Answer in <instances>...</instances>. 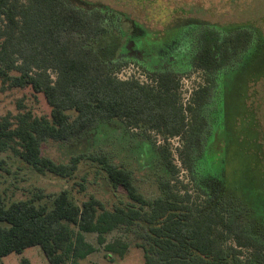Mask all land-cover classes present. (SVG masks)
Segmentation results:
<instances>
[{"label":"trees","instance_id":"obj_1","mask_svg":"<svg viewBox=\"0 0 264 264\" xmlns=\"http://www.w3.org/2000/svg\"><path fill=\"white\" fill-rule=\"evenodd\" d=\"M127 17L100 1L0 0V89L29 87L41 93L50 108L48 116L30 111L0 116V152L9 150L37 173L68 180L75 178L82 160L95 163L110 186L123 188L131 201L108 209L93 195L78 203L68 189L17 199L0 192V222L5 223L0 226V260L38 246L49 264H81L80 259L96 250L86 240L87 233L96 234L107 257H122L127 243L120 238L107 241L106 236L124 228L134 232L145 264H264L260 198L240 189L239 201L216 191L202 202L192 200L187 185L177 178L180 169L165 143L182 138V164L191 170L204 134L187 112L200 108L208 87L199 85L183 104L174 71L153 72L150 83L134 76L120 78L123 60L99 53V39L119 31ZM195 23L204 25L192 57L197 69L212 72L237 60L249 39L250 50L264 46V27L253 23ZM145 28L144 34L136 33L137 39L140 45L146 39L143 47L153 51L150 42L163 31L146 33ZM102 120L162 137L164 143L156 148L170 177L159 181V196L147 198L138 192L131 171L105 153L80 152L66 163L42 155L43 141L80 137ZM209 166L221 180L218 166ZM0 171L7 172L2 161ZM75 182L83 188L82 182ZM20 264L30 262L23 258Z\"/></svg>","mask_w":264,"mask_h":264},{"label":"rangeland","instance_id":"obj_2","mask_svg":"<svg viewBox=\"0 0 264 264\" xmlns=\"http://www.w3.org/2000/svg\"><path fill=\"white\" fill-rule=\"evenodd\" d=\"M91 1L108 4L130 18L123 21L121 30H113L112 35L100 38L97 43L101 55L123 60L117 71L120 78L134 76L141 82L150 83L153 72L174 71L179 78L183 104L199 85L208 87L200 108L195 113L187 112L188 120L194 122L195 119L204 134L202 149L193 155L191 170L182 164L179 151L183 146L182 138L171 137L165 141L180 169L177 178L187 185L192 200L202 202L216 191L239 201L243 199L239 193L241 189L251 192L253 197L257 195L260 198L259 211L264 212V46L250 50L249 39L248 47L237 60L231 59L212 72L197 69L192 64L198 36L204 28V25L195 23L197 19L217 25L250 22L262 28L264 0ZM133 22L140 26H134ZM142 27H147L146 33L163 31L161 37L158 35L150 42L153 51L143 47L146 39L139 44L136 33L144 34ZM49 110L43 95L34 93L29 87L0 89V116L25 111L35 116H48ZM147 136L140 129L125 128L119 121L102 120L80 137L67 141H43L41 152L63 163L80 152L105 153L113 163L131 171L138 192L154 198L161 194L159 181L167 180L170 174L156 148L164 143L162 137L153 131ZM182 157L186 159V156ZM204 157L212 162L205 161ZM0 161L7 169V172L0 171V192L9 199L27 198L34 193L52 195L68 189L78 203L89 195L97 197L108 209L131 203L123 188H112L103 172L92 162L82 160L75 178L68 180L48 172L37 173L9 150L0 152ZM209 164L218 166L222 172L219 174L221 180ZM75 181L82 182L83 188L79 189ZM2 225L5 223L0 222ZM115 238L128 245L122 257L115 254L107 257L103 246L96 242V234L87 233L86 240L96 250L79 262L145 264L142 250L135 246L134 232L119 228L106 236L107 241ZM23 258L30 264H49L38 246L26 248L20 254L10 253L1 258L0 264H20Z\"/></svg>","mask_w":264,"mask_h":264}]
</instances>
